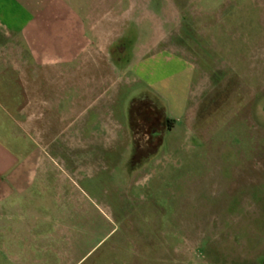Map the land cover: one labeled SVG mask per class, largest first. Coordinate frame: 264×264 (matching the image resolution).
Instances as JSON below:
<instances>
[{
    "label": "rangeland",
    "instance_id": "obj_1",
    "mask_svg": "<svg viewBox=\"0 0 264 264\" xmlns=\"http://www.w3.org/2000/svg\"><path fill=\"white\" fill-rule=\"evenodd\" d=\"M26 1L0 0L18 45ZM61 3L85 25L86 0ZM108 8L124 74L97 99L77 76L50 95L44 143L12 145L45 179L0 209V264H264V0ZM151 115L173 125L158 139Z\"/></svg>",
    "mask_w": 264,
    "mask_h": 264
},
{
    "label": "crops",
    "instance_id": "obj_2",
    "mask_svg": "<svg viewBox=\"0 0 264 264\" xmlns=\"http://www.w3.org/2000/svg\"><path fill=\"white\" fill-rule=\"evenodd\" d=\"M108 2L86 0V23L81 26L77 15L64 9L61 0H27L21 44L9 42L10 32H0V209L14 208L12 201L45 179L46 166L40 156L11 147H21L26 137L37 147L44 143L45 133L40 135L39 130L57 124L56 116L44 112L54 104L56 96L50 95L64 92L73 83L77 86L81 75L85 79L80 92L97 99L111 87L114 77L124 74L118 73L125 69L123 52L111 54L112 34L120 19L110 12ZM50 28L55 38L69 37L51 43L46 34ZM15 208L19 209L18 205Z\"/></svg>",
    "mask_w": 264,
    "mask_h": 264
},
{
    "label": "flooded vegetation",
    "instance_id": "obj_3",
    "mask_svg": "<svg viewBox=\"0 0 264 264\" xmlns=\"http://www.w3.org/2000/svg\"><path fill=\"white\" fill-rule=\"evenodd\" d=\"M142 100L144 101V97H141L137 101H138V103H140ZM137 105H138L137 102H135L132 105V107H136L137 108L138 107ZM142 113L143 112H141L140 114H142ZM151 117H152V120L154 119V121L146 119L147 118L146 116H142L143 120L147 121V126L146 127H147V131L150 133V139L151 138L152 139H158L161 136V134H162V131H160V129L165 127V129L167 130V124H168L169 119H165L164 121H162V119H160L158 116L151 115ZM136 157H140V156H138L137 154L136 155L130 154L129 161H131L132 158L134 160ZM134 161H136V160H134Z\"/></svg>",
    "mask_w": 264,
    "mask_h": 264
},
{
    "label": "trees",
    "instance_id": "obj_4",
    "mask_svg": "<svg viewBox=\"0 0 264 264\" xmlns=\"http://www.w3.org/2000/svg\"><path fill=\"white\" fill-rule=\"evenodd\" d=\"M172 122L169 120L167 124V130H170L172 128Z\"/></svg>",
    "mask_w": 264,
    "mask_h": 264
}]
</instances>
